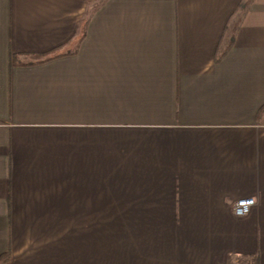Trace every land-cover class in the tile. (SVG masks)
<instances>
[{
    "label": "crops",
    "instance_id": "crops-1",
    "mask_svg": "<svg viewBox=\"0 0 264 264\" xmlns=\"http://www.w3.org/2000/svg\"><path fill=\"white\" fill-rule=\"evenodd\" d=\"M7 251L264 264V0H0Z\"/></svg>",
    "mask_w": 264,
    "mask_h": 264
},
{
    "label": "built area",
    "instance_id": "built-area-1",
    "mask_svg": "<svg viewBox=\"0 0 264 264\" xmlns=\"http://www.w3.org/2000/svg\"><path fill=\"white\" fill-rule=\"evenodd\" d=\"M255 204L256 200L254 198L240 199L236 201L233 211L236 215L243 216L246 215Z\"/></svg>",
    "mask_w": 264,
    "mask_h": 264
},
{
    "label": "trees",
    "instance_id": "trees-1",
    "mask_svg": "<svg viewBox=\"0 0 264 264\" xmlns=\"http://www.w3.org/2000/svg\"><path fill=\"white\" fill-rule=\"evenodd\" d=\"M58 48H55V50L51 51V52H48L46 54H43L42 57H41V60H47V59H50L52 57H58V56H61L63 54H59L57 51ZM57 52L58 54H54L53 56H50L52 55V53H55ZM243 264H245V262H242ZM0 264H11V251H7L3 254L0 255Z\"/></svg>",
    "mask_w": 264,
    "mask_h": 264
}]
</instances>
